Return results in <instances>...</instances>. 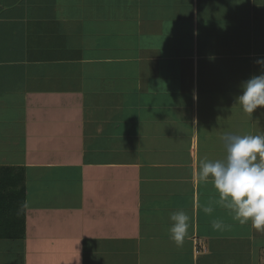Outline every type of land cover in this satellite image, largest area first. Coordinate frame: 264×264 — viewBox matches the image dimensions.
Returning a JSON list of instances; mask_svg holds the SVG:
<instances>
[{
	"label": "crops",
	"instance_id": "1",
	"mask_svg": "<svg viewBox=\"0 0 264 264\" xmlns=\"http://www.w3.org/2000/svg\"><path fill=\"white\" fill-rule=\"evenodd\" d=\"M257 60L264 0H0V264H264L196 178L225 135L264 134L237 103Z\"/></svg>",
	"mask_w": 264,
	"mask_h": 264
},
{
	"label": "clouds",
	"instance_id": "2",
	"mask_svg": "<svg viewBox=\"0 0 264 264\" xmlns=\"http://www.w3.org/2000/svg\"><path fill=\"white\" fill-rule=\"evenodd\" d=\"M212 59V57H209ZM264 66V60H257ZM242 94L237 103L249 114L264 107V72L252 76L242 84ZM226 156L221 160H201L197 169V181L211 183L218 193L217 203L241 225L251 222L258 232H264V134L225 135ZM205 214L211 215L213 207L205 206ZM170 239L180 247L188 234L190 216L184 211L169 216ZM214 228L221 223L215 222Z\"/></svg>",
	"mask_w": 264,
	"mask_h": 264
},
{
	"label": "rangeland",
	"instance_id": "3",
	"mask_svg": "<svg viewBox=\"0 0 264 264\" xmlns=\"http://www.w3.org/2000/svg\"><path fill=\"white\" fill-rule=\"evenodd\" d=\"M46 107H47V111H45V112H47V115L50 117V118H52V119H55V121H57V117H58V113L57 112H55V111H62V108L60 107V105L59 104H52V106L51 105H46ZM74 107H76V108H78V106H74ZM37 108H40V106H39V104H37ZM43 108H44V104H43ZM49 108H52L51 110L49 109ZM64 111H67V110H69V111H71V106L70 107H68V108H64L63 109ZM38 111V110H37ZM44 114V113H43ZM36 137V136H35ZM1 138V137H0ZM7 141L9 142L10 140H9V138H4V144H5V146L7 147V145H9L8 143H7ZM7 150H6V154L5 155H7ZM0 171H1V169H0ZM1 174V173H0ZM0 177H1V175H0ZM28 185V184H27ZM45 196H46V194L47 193H43ZM31 201H34V200H29L28 199V204H29V202H31ZM36 201V200H35ZM43 202H44V200H43ZM42 202V203H43ZM58 202H59V200H58ZM46 209L45 208H43L42 209V212H44ZM53 211V210H52ZM7 212H8V210H7ZM56 211L54 210V212H52V215H51V219H52V222H50V223H45V226L46 227H44L45 228V230L43 231V232H45L46 233V229H47V227L49 226V228H53V227H55L54 226V223L56 222H58L57 221V218H62V217H57V214H54ZM27 214H28V216H29V218H30V223H33V220H36V218H35V216H33V214L31 215V213H29V212H27ZM9 215V214H8ZM44 215V217H46L47 218V213L46 212H44V213H42L41 214V217ZM12 216V215H11ZM16 216H18V215H16ZM62 216H63V214H62ZM13 217V216H12ZM38 217H40V216H38ZM55 217H57V218H55ZM41 221L43 222V221H45V220H42V218H41ZM41 233V232H40ZM55 234H57V232L55 231L54 232V230L52 231V232H49L48 233V235H49V237H51L52 235H55ZM58 235V234H57ZM56 238V237H55Z\"/></svg>",
	"mask_w": 264,
	"mask_h": 264
},
{
	"label": "built area",
	"instance_id": "4",
	"mask_svg": "<svg viewBox=\"0 0 264 264\" xmlns=\"http://www.w3.org/2000/svg\"><path fill=\"white\" fill-rule=\"evenodd\" d=\"M198 246H199V245H198ZM200 250H201V249H200V248H198V249H197V252L199 253V252H200Z\"/></svg>",
	"mask_w": 264,
	"mask_h": 264
}]
</instances>
